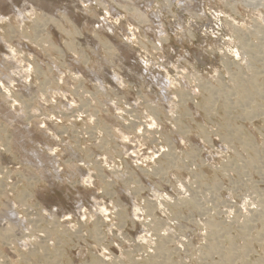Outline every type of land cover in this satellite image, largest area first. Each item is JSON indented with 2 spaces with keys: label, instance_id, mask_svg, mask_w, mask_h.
<instances>
[{
  "label": "rangeland",
  "instance_id": "rangeland-1",
  "mask_svg": "<svg viewBox=\"0 0 264 264\" xmlns=\"http://www.w3.org/2000/svg\"><path fill=\"white\" fill-rule=\"evenodd\" d=\"M263 68L264 0H0V264H264Z\"/></svg>",
  "mask_w": 264,
  "mask_h": 264
},
{
  "label": "bare ground",
  "instance_id": "bare-ground-1",
  "mask_svg": "<svg viewBox=\"0 0 264 264\" xmlns=\"http://www.w3.org/2000/svg\"><path fill=\"white\" fill-rule=\"evenodd\" d=\"M27 4H28V3H27ZM17 12H18V11H17ZM19 12H20V11H19ZM22 15H23V14H22ZM20 16H21V15H20ZM34 22H35V21H34ZM35 23H36V22H35ZM112 26H113V25H112ZM113 27H114V26H113ZM113 27H112V29H113ZM159 28H160V27H159ZM110 29H111V28H110ZM112 29H111V30H112ZM86 39H87V38H86ZM93 41H94V40H93ZM68 42H69V41H67V43H68ZM70 44H71V43H70ZM70 44H69V47H70ZM98 44H99V43H98ZM67 45H68V44H67ZM71 45H72V44H71ZM99 47H103V46L100 45ZM70 48H71V47H70ZM72 48H73V47H72ZM104 49H105V47H104ZM80 53H81V52H80ZM99 53H100V52H99ZM116 54H117V53H116ZM102 55H103V54H102ZM262 56H263V55H262ZM103 58H104V57H103ZM112 58H113V57H112ZM119 60H120V59H119ZM122 60H123V59H122ZM115 61H116V60H115ZM134 61H135V60H134ZM134 63L136 64V62H134ZM137 64H138V63H137ZM137 64H136V65H132V64H131V65H129V67H125V66H124V67H125L124 71H125L126 73H128V72H129V73H132V72L135 71V69H133V68H136L137 70H138V69L140 70V69H141V66H139V65H137ZM142 64H143V63H142ZM144 65H145V64H144ZM259 65H261V64H259ZM97 66H100V64L97 65ZM143 67H144V66H143ZM262 67H263V64H262ZM143 69H146V68H143ZM263 69H264V68H263ZM133 70H134V71H133ZM139 70H138V71H139ZM154 70H155V69H154ZM141 71H142V70H141ZM146 71H147V70H146ZM157 71H159V70H157ZM96 72H97V71H96ZM99 72H100V71H99ZM99 72H98V73H99ZM109 72H110V71H109ZM111 72H112V71H111ZM136 73H137V72H136ZM95 74H96V73H95ZM159 74H160V73H159ZM114 75H115V74H114ZM145 75H146V74H145ZM149 75L151 76V74H149ZM115 76H116V75H115ZM139 76H140V75H139ZM166 76H167V75H166ZM167 77H168V76H167ZM151 79H152V78H151ZM166 79H167V78H166ZM153 80H155V78H153ZM153 80H152V81H153ZM167 80H168V79H167ZM148 81H149V80H148ZM152 81H150L149 83L152 84ZM156 81H157V80H156ZM163 82H164V81H163ZM167 82H168V81H167ZM99 83H100V82H99ZM119 83H120V82H119ZM147 83H148V82H147ZM170 83H171V82H170ZM162 85H163V84H162ZM165 85H166V84H165ZM252 85H254V84H252ZM163 87H164V86H163ZM253 89H254V88H253ZM164 90H166V89H164ZM168 90H169V89H168ZM255 90H256V88H255ZM255 90H254V91H255ZM162 91H163V90H162ZM256 91H257V90H256ZM166 92H167V91H166ZM160 93H161V92H160ZM162 93H163V92H162ZM162 93H161V94H162ZM255 93H256V92H255ZM258 93H259V94H262V93H260V92L257 91V95H259ZM263 93H264V92H263ZM161 94H159V95L161 96ZM253 94H254V93H253ZM254 96H255V95H254ZM259 96L261 97V95H259ZM263 96H264V95H263ZM165 98H166V97H165ZM256 98H257V97H256ZM261 98H262V97H261ZM258 99H259V98H258ZM168 142H169V141H168ZM169 153H170V151H169ZM167 155H168V153H167ZM170 156H172V155H170ZM167 159H168V157H167ZM170 159H171V158H170ZM168 160H169V159H168ZM171 160H172V159H171ZM173 160H174V158H173ZM169 161H170V160H169ZM171 162H172V161H171ZM213 188H214V187H213ZM216 189H217V188H216ZM263 191H264V190H263ZM263 191H262V193H263ZM257 192H258V191H257ZM257 192H256V193H257ZM254 193H255V192H254ZM190 195H191V194H190ZM257 195H259V197H260V193H257ZM261 195H262V194H261ZM263 195H264V194H263ZM259 197H258V198H259ZM190 198H192V197H190ZM262 198H263V197H262ZM195 199H196V198H195ZM195 199H194V200H195ZM192 200H193V199H192ZM256 200H257V199H256ZM195 201H196V200H195ZM195 201H193V203H194ZM197 201H198V200H197ZM149 203H150V202H149ZM149 203H147V204H149ZM186 203H187V202H186ZM188 203H189V202H188ZM253 203H254V202H253ZM259 203H261V202H258L257 205H258ZM197 204H200V203L197 202ZM263 205H264V203H263ZM229 206H230V205H229ZM261 206H262V205H261ZM261 206H260L261 210H259V209H257V208H256V210H258V211H257L258 213L262 211V214L264 215V212H263L264 209H263ZM148 207H149V206H148ZM148 207H147V208H148ZM150 207H151V206H150ZM187 207H188V206H187ZM191 207H192V206H191ZM216 208H217V207H216ZM103 209H104V208H103ZM228 209H229V208H227V211H228ZM105 210H106V209H105ZM105 210H102V211H105ZM102 211H101V212H102ZM198 211H199V210H198ZM220 211H221V210H220ZM205 212H206V211H205ZM205 212H204V213H205ZM217 212H219V210H218ZM229 212H230V211H229ZM251 212H252V211H250V213H251ZM200 213H201V212H200ZM200 213H199V214H200ZM204 213H203V214H204ZM223 213H225V212H223ZM223 213H222V214H223ZM227 213H228V212H227ZM227 213H225V214H227ZM245 213H246V211L244 212V214H245ZM254 213H255V212H254ZM258 213H257V214H258ZM203 214H202V215H203ZM244 214H242V215H244ZM248 214H249V213H248ZM259 214L261 215V213H259ZM259 214H258V215L255 214L256 216H254V217L259 216ZM117 215H118V214H117ZM200 215H201V214H200ZM228 215H229V214H228ZM224 216L226 217V215H224ZM250 216H251V214H250ZM202 217H203V216H202ZM247 217H248V216H247ZM247 217H245V218H247ZM251 217H252V216H251ZM251 217H250V218H251ZM118 218H119V217H118ZM203 218H204V217H203ZM250 218H248V219H250ZM260 218H261V217H260ZM120 219H121V218H120ZM225 219H226V218H225ZM241 219H242V218H241ZM248 219H247V220H248ZM261 219H263V218H261ZM199 220H200V219H199ZM201 220H202V219H201ZM255 220H256V218H255ZM158 221H159V220H158ZM239 221H240V220H239ZM242 221H243V220H242ZM248 221H251V219L248 220ZM256 221H257V220H256ZM205 222H206V221H205ZM211 222H212V221H211ZM211 222H210V223H211ZM223 222H224V221H223ZM243 222H244V221H243ZM159 223H160V222H159ZM229 223H230V221H229ZM234 223H235V221H234ZM252 223H253V222H252ZM212 224H214V223H212ZM225 224H226V223H225ZM244 224H245V223H244ZM244 224H243L242 228H243V227H244V228L246 227ZM226 225H227V224H226ZM247 225H248V224H247ZM250 225H251V224H250ZM259 225H260V224H259ZM157 226H158V224H157ZM211 226H213V225H211ZM215 226H218V227H219L220 225H214V227H215ZM224 226H225V225H224ZM227 226H228V225H227ZM248 226H249V225H248ZM250 227H251V226H249V228H246V231H247L246 233H248V231H250V230H249ZM253 227H255V225H254ZM262 227H263V226H262ZM157 228H158V227H157ZM239 228H240V227H239ZM242 228H240V229H242ZM251 228H252V227H251ZM260 228H261V227L259 226V231H260ZM213 229H214V228H213ZM218 229H219V228H218ZM222 229H223V228H222ZM240 229H239V230H240ZM257 230H258V229H257ZM236 231H237V230H236ZM252 231H253V228H252ZM255 231H256V229H255ZM259 231H258V232H259ZM220 232H221V231H220ZM258 232H257V233H258ZM157 233H158V232H157ZM209 233H210V232H209ZM222 233H223V232H222ZM225 233H226V232H225ZM244 233H245V232H244ZM255 233H256V232H255ZM158 234H159V233H158ZM239 234H240V233H239ZM242 234H243V233H241V235H242ZM248 234H249V233H248ZM259 234H260V232H259ZM261 234H262V233H261ZM261 234H260V235H261ZM9 235H11V237H13V236L15 237V236H16L15 234H9V233H8V234L6 235V237L8 238ZM241 235H240V236H241ZM244 235H245V234H244ZM252 235H253V234H252ZM97 236H98V235H97ZM155 236H156V235H155ZM160 236H162V234H160ZM160 236H158V237H160ZM163 236H164V235H163ZM221 236H222V235H221ZM253 236H254V235H253ZM256 236H258V234H257ZM261 236H264V235H261ZM156 237H157V236H156ZM248 237H250V235H248ZM7 238H6V239H7ZM15 238H16V237H15ZM15 238H13V239H15ZM255 238H256V237H255ZM260 238L262 239V237L259 236V241H261ZM166 239H168V238H166ZM220 239H223V238L220 237ZM257 239H258V238H257ZM257 239H256V240H257ZM161 240H162V239H161ZM164 240H165V239L163 238V241H164ZM248 240H249V239H248ZM253 240H254V239H253ZM8 241H9V240H8ZM13 241H14V240H13ZM165 241H166V240H165ZM9 242H10V241H9ZM170 242H171V241H170ZM215 242H216V241H215ZM218 242H219V246H221V245L223 246V242H222V241H221V242L218 241ZM229 242H230V241H229ZM168 243H169V242H168ZM172 243H174V242H172ZM179 243H180V242H179ZM210 243H211V242H210ZM216 243H217V242H216ZM216 243H215V244H216ZM220 243H222V244L220 245ZM226 243H227V242H226ZM215 244H212V247H213V245H214V247L216 246V248H217V245H215ZM227 245H229V244H227ZM235 245H236V244H235ZM179 246H180V245H179ZM208 246H210V245H208ZM233 246H234V244H233ZM237 246H239V245H237ZM241 246L243 247V245H241ZM245 246H246V245H245ZM206 247H207V246H205V250H206ZM242 247H241V249H242ZM246 247H247V246H246ZM159 248H160L159 250H164L166 247L161 246V247H159ZM207 248H208V247H207ZM209 248H210V247H209ZM209 248H208V249H209ZM221 248H223V247H221ZM221 248L218 249V250H215V248H210V249H211L212 251H213V249H214V250L217 251V252L220 250L219 253H218V256L220 257V256L222 255V254L219 255L220 253L223 252V255H224V251H221V250H222ZM228 249H229V248H228ZM252 249H253V248H252ZM223 250H224V249H223ZM243 250H244V249H242V251H241L242 253H244V251H245V250H244V251H243ZM171 251H172V250H171ZM228 251H230V250H228ZM228 251L226 250L225 252H228ZM217 252H216V253H217ZM239 252H240V251H239ZM263 252H264V251H263ZM158 253L160 254V253H162V252H161V251H160V252L158 251ZM169 253H170V252H169ZM210 253H211V251H210ZM229 253H230V252H229ZM234 253H235V252H234ZM236 253H237V252H236ZM159 254H158V255H159ZM163 254H164V253H163ZM208 254H209V250H208ZM231 254H232V253H231ZM240 254H241V253H240ZM244 254H245V253H244ZM211 255H212V254H211ZM225 255H226V253H225ZM218 256H217V257H218ZM226 256H227V255H226ZM232 256H234V255H232ZM232 256H230V258H231ZM236 256H238V253H237ZM165 257H166V256H165ZM212 257H213V256H212ZM215 257H216V256H215ZM228 257H229V256H228ZM234 257H235V256H234ZM238 257H239V259H240V255H239ZM243 257H244V255H243ZM260 257H261V256H260ZM263 257H264V256H263ZM206 258H207V257H206ZM208 258H209V257H208ZM236 258H237V257H236ZM236 258H235V259H236ZM245 258H247V255H246ZM245 258H244V259H245ZM242 259H243V258H242ZM258 259H260V258H258ZM263 259H264V258H263ZM54 260H55V259H54ZM253 260H254V259H253ZM99 261H100V260H99ZM225 261H226V260H225ZM225 261H224L223 263H226ZM228 261H229V260H228ZM256 261H257V260H256ZM256 261H255V262H256ZM260 261H261V260H260ZM263 261H264V260H263ZM263 261H261V262H263ZM54 262H55V261H54ZM56 262H57V261H56ZM58 262H60V261H58ZM92 262H93V261H92ZM95 262H96V264H97V261H95ZM102 262H103V260H102ZM167 262H168V261H167ZM236 262H237V260H236ZM253 262H254V261H253ZM261 262H260V263H261ZM106 263H107V262H106ZM215 263H217V262H215ZM243 263H244V262H243ZM256 263H257V262H256ZM258 263H259V262H258ZM93 264H94V263H93ZM98 264H101V262H98ZM227 264H228V263H227ZM235 264H237V263H235Z\"/></svg>",
  "mask_w": 264,
  "mask_h": 264
}]
</instances>
